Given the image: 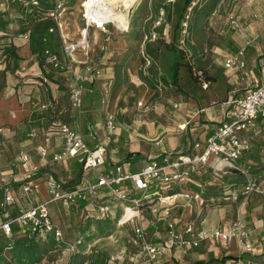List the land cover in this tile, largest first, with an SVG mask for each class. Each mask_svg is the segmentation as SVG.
Wrapping results in <instances>:
<instances>
[{"label":"crops","instance_id":"0c3cea01","mask_svg":"<svg viewBox=\"0 0 264 264\" xmlns=\"http://www.w3.org/2000/svg\"><path fill=\"white\" fill-rule=\"evenodd\" d=\"M32 1L34 0H31L30 2ZM5 2L8 3L7 9L10 10L11 13L14 11L18 13L14 15L12 14V18H0V60L4 61H0L3 62L0 65V71H2L0 81H2V85H4L1 86L0 83V126L5 125L3 127L8 130V133H4L3 139L8 141L6 143L9 146L17 144L14 136L19 134L20 137H22V141L25 140L26 142V140H28L31 142H39L37 148L42 146L47 147L50 155L60 153L63 151L64 144H62V141L58 137L59 128L57 127V122L64 121L70 124L74 130L82 134L85 143H87L90 148H105V158L110 160L112 165H117V163L120 162L122 163L131 155H136V158L140 160L134 162L133 164L122 163V168L125 172H138L143 167L148 165L151 160L164 163L166 161L172 162L179 160L182 156L195 157L199 154V152H201V149L204 148L208 138L212 136L221 125L231 121L233 115L238 109V107L234 104V101L245 96L246 93L251 88L256 87L263 78V74L260 72V65L264 55V29L262 28V25L264 24V0H238L234 3L235 12L230 14L236 16L243 26L245 25L244 32L238 33L230 26L228 30L224 28L219 33V30L223 27L218 26L217 23H215L216 25H213L214 27H212V32L209 36H207L206 40L208 42V46L210 45L211 47L210 52H213V54L210 56L202 55V57H205L202 58V61L206 66L205 71H208L211 75L209 88L206 90L202 89L201 83H198L199 87H197L193 84L195 82L193 81L192 84L195 86V89H192L191 94L181 93V96L177 98V103L172 104V106L167 104V108L170 111L173 110V108L178 109L174 112L177 113V116H175L174 119L169 117L171 114L170 112L167 113V118H165L166 122H168L173 129L164 128L163 130L159 128L158 131L155 130L154 124H156L157 121L152 122V120H149L150 113H148V111H151V108L147 107V104L142 106V101L139 102L140 108L136 107L134 111H131L134 99L137 98V100H144L148 98V96L151 98L153 93H157L155 91L157 88L156 84H153L152 86L150 85L152 89L149 91L148 80L143 82L138 75L137 71L141 68H139V61L135 58L133 60V64L128 68L129 72L126 73L124 71L121 73L118 69L119 67H115V60L114 62L111 60L112 62L109 63V58L105 57L108 63H104L105 68L100 65L99 68H101V75L99 78L94 80L93 83L86 84L87 89L85 90V98L88 97L90 99L88 101H85L84 99L83 112L80 114L76 110H73L71 105V93L77 82L74 75L72 73L70 74L68 71L65 73L56 71L55 67L51 64H49L51 69L48 71L46 68L48 67V64L45 62V59L42 61L41 59L42 56H46L48 51L58 55V52L55 51L57 47L54 43V36L57 34L62 40V52H64V54L66 44L81 43L83 40V30L85 29V25H83L78 32H74L73 30L75 28L67 22V20H69V18L66 17L67 14H63L58 19L48 18L47 21L38 23L36 29L28 33V39H25L24 35L26 34H24L22 30L23 28H21L20 20L24 19L23 16L26 15V13H30L37 9L35 7H31L32 3L29 7H26L24 4L18 3L17 0H5ZM88 15H90V13H88ZM254 16H256L257 19H255ZM203 20L204 18L198 19L199 24L202 27L204 22ZM128 21L131 25L130 19ZM47 22H50L51 25L53 23V26H47ZM42 25L45 29H47V33L42 31L43 33L40 34L36 43L45 47L38 51V53H35L31 46L33 33H37V31L40 30L39 27H42ZM97 30L98 28H91L89 31L91 34L92 31ZM215 32L217 33L215 34ZM90 39L91 37L89 38L88 35V46L85 49L74 52L69 56L70 63L76 62L79 64L80 67L77 72L83 71L85 64L92 62L93 59L91 58L90 53L96 50L95 48H98V50L100 48V46H97ZM245 48V59L247 61L246 69L243 71H240L237 68L227 69L225 63L229 57L236 54L240 49ZM206 50L209 51V47ZM211 59H213V63L215 64L213 66L209 65ZM175 63L176 59L171 65V74L172 67ZM92 66L98 69L97 66ZM39 69L43 77L38 74ZM116 69L119 71L118 80L120 79L122 81L123 78V82L128 84L126 89L125 86H123L124 92H126L127 89L129 92H137L135 93V97H132V99L128 102L129 105L125 104L123 106L121 104L122 96L121 99L118 97L115 98L113 103L107 100L108 93L106 89L110 83L115 82L117 79ZM180 72L181 68L179 71V81L181 78ZM101 76H104L105 78L100 80ZM43 80L46 83L49 82L48 90L46 91L40 90ZM67 80H70L71 100L69 97V104L67 103L65 106L63 104L65 96L64 93L69 91L65 89V83ZM179 81L177 86L174 85L173 80L172 83L174 86L178 87ZM49 85L53 86L49 87ZM16 88L19 91V95L17 92L13 94L14 90L16 91ZM29 89L35 91L33 96L30 95L28 97L29 100L32 97L33 99L30 100L28 104H24L23 106L18 105L21 95L27 96L26 93H28ZM37 94H39V96H37ZM94 99H100V104L96 105ZM166 99L167 98H165V100ZM62 104L63 106L61 107L60 105ZM33 105H36V107ZM99 109H102L105 112L104 122H97L93 118V114L99 112ZM74 111H76L79 116H77L76 119L74 118L73 120H70L72 119L71 117H73L71 112ZM139 111H143L145 115L138 113ZM108 114L116 115V126H118L116 133L113 135V140L110 142L107 139L108 132L105 126ZM143 116L145 118H143ZM151 117L154 119L153 116ZM23 120L28 123L25 127L26 129H22L20 127L19 123ZM127 120L131 121L129 130H132L134 126L139 128L141 127L142 134L138 135L137 133V136L144 139L147 144L149 142H153L152 144L149 143L150 146L152 145L151 147L144 143V146L141 145L137 149L132 148L133 144L131 137L133 134H130L126 126L121 124V121L127 122ZM32 122L38 123V127H34V129H32L30 127ZM258 122L259 125L255 129L250 130V133L247 132L245 135V138H249L251 142L254 140L252 134L253 132L256 133L255 130L258 128H261L258 134L261 135V138H264V121L259 120ZM72 124H74V126H72ZM145 125H153V127L149 130V134L145 131ZM86 126H88L89 129V134L87 135L84 131ZM46 130H50V136L48 135L49 137L42 134V132ZM2 131L3 128H0V133ZM34 131H37L38 133L40 132L43 136H39L37 139L32 140L30 135L34 133ZM145 134H147L148 137ZM112 144L114 145L113 147ZM160 144L163 151L155 149V147ZM198 144H200L201 147L199 150H195V145ZM253 146L254 145L251 143L250 151L253 150ZM17 147L18 146H16V148ZM25 151L30 153L28 150ZM250 151H248V153ZM248 153L244 154L241 162L250 171V168L255 166V164H259L255 163L253 159L250 158ZM69 160H71V174H74V166L78 162L75 159H68V161ZM68 161L65 163V166ZM14 162L12 161L11 164L13 166H11L15 168L7 169L5 173H3L4 175L10 176V178L14 175L13 178L16 179L15 181L10 180L11 187L13 188L12 193L17 197L16 205L9 208L10 216L16 215V211L13 210L15 207H18V209L27 208L48 200L49 194L47 193V187L44 182L45 179L48 178L47 176L61 180L60 177L57 176L56 167L54 168L51 166L50 168H42L38 174L33 175L30 171L31 165L22 166L19 158ZM261 162L264 164V160ZM33 163L37 162L33 161ZM108 169L109 168L105 169L104 166H102L98 172L104 173ZM217 169H225V165L220 159L215 160V162L207 169L200 170L199 175L190 180L188 186L185 188L190 192H201L202 200L195 202L193 200L179 197L175 203L176 207L172 211V219L179 223L178 227L180 230L185 226L194 225L199 229L202 228L210 231L217 228H228L234 219L240 215L246 222L248 230L251 232L254 252L251 254L244 253L236 242L228 245L206 242L198 249H193L185 254H182L179 249H175L171 255H167L164 259L159 261L158 264H236L237 261H243L244 264H264V201L258 194L245 196L243 192L245 190L247 179L235 172H228V174L221 179L229 182L233 181V185H228L226 188L223 187V191H221L223 196H220L218 193V191H220L219 188L222 189L220 186L215 191H213V189H208V182L210 181H207V178L209 177L206 174L214 176L213 170ZM91 172L92 174H90ZM97 174L98 173L93 170H86L83 174L84 184H92L95 182L98 177ZM251 178L255 180L253 176ZM239 179L245 180V184H239ZM35 180L40 183L38 190L33 194L35 198L30 201L28 206L22 207L18 200V198L20 199V197H22L19 186L21 184L34 182ZM258 183L264 185V180L261 183ZM123 186L125 188H129L130 183L126 182ZM101 192L106 198L109 197L106 196L109 195L107 189H102ZM167 196H173V192H163L162 197ZM4 197V191L0 188V202L3 201ZM107 201L108 202H104H111L110 204L113 210L110 213L105 214L106 217H103V214H101L97 208L88 206L86 203L83 210L78 208L79 205H76L75 207L78 210L75 211L77 213H83L84 225H86V222L89 221V219H95L102 222L104 219L106 220L114 217L115 215L117 216L119 209L123 211L119 201L114 199ZM171 201H173V199ZM51 208L52 207L50 206L49 210H51ZM161 209H163V206L160 210ZM147 216L149 219H152L153 217L150 216L149 212ZM2 221H4V214L0 211V223ZM150 222L151 220H146V225L153 230L155 236L151 243L153 242L155 244H159L163 242L167 235L166 225L162 222H157V224ZM15 226L18 227L17 225ZM18 229L20 230V227H18ZM89 234L90 233L86 232L85 235L88 236ZM86 236L79 233V236H76L75 239L79 237L84 239ZM91 244V248L95 252L92 251L85 254V252L81 253L78 250L73 254L71 253L73 256L70 257H73L76 261L74 264H79L77 263V259L85 260L86 257H90L92 260L89 262L87 261L84 264L96 263L94 260L101 254L98 251L100 246L97 245V241H94ZM98 247L99 249L96 251V248ZM55 252L56 251H54V254L50 253L45 255L43 258L44 261H47L48 264L50 262H58V264H62L61 261H57L55 259L57 257ZM62 255L64 254L62 253ZM61 258H59V260H61ZM66 263H68V261ZM136 264L145 263L139 260Z\"/></svg>","mask_w":264,"mask_h":264},{"label":"built area","instance_id":"2783aa9c","mask_svg":"<svg viewBox=\"0 0 264 264\" xmlns=\"http://www.w3.org/2000/svg\"><path fill=\"white\" fill-rule=\"evenodd\" d=\"M24 6L29 7L32 3L34 6L39 5L37 0L27 2L26 0H17ZM67 0H54L53 9L50 10V18L58 19L63 11V6ZM84 8L85 29L83 30V40L81 43H69L65 46V52L68 56L88 46V33L91 28H99L104 33H108V26L118 24L103 21L98 13L93 12L88 15ZM257 19L256 16H254ZM228 22L231 28L238 33L244 32V26L240 20L230 14ZM123 25L129 29V21L125 19ZM122 26V25H121ZM264 29V24L262 25ZM28 34L24 35L28 39ZM250 44V43H248ZM245 49H240L236 54L231 55L226 61L225 66L229 68H237L243 71L247 67L245 59ZM264 52V48H263ZM45 62L58 68L61 65L60 59L56 53L47 52ZM71 70V64L68 66ZM260 72L263 74L262 81L251 88L245 96L234 101L238 107L229 123L221 125L215 133L208 138L201 152L195 157L182 156L179 160L150 162L140 171L130 173L125 172L121 166L109 168L104 173H99L98 170L105 165L106 149L97 147L92 149L85 143L84 137L64 121H58L57 127L58 137L64 144L63 151L50 155L47 147H38L37 154L39 163H33L29 152L21 151L19 153V161L22 166L31 165V173L36 175L40 172L43 166L51 163L57 165L65 164L68 159H75L83 166V169L93 170L97 172L99 181L97 184H86L77 188H66L65 182L54 177L45 179L47 193L49 198L45 202L38 203L31 207L20 208L19 212L13 218L9 215V208H12L17 203V197L12 193L11 183H0L1 190L4 191L5 197L0 202V211H4V221L0 223V236L5 237L8 246L5 252H11L16 247L17 237L14 233L13 225L20 227L21 231L30 229L43 240H52L59 246H64L66 251L74 253L83 245L81 238L71 243L65 240L62 228L52 220L50 206L53 204H61L63 207H69L76 203H86L88 206L97 208L103 217L110 213L113 208L110 203L102 202L106 197L101 192L102 189H107L109 195L121 203L123 208V216L120 218V225L124 226L129 222L138 220V227L135 230L134 246L138 248V257L143 259L145 264H158L167 255H171L175 249H179L182 254L188 253L193 249H198L206 242L221 243L228 245L236 242L244 253L251 254L254 252L251 232L248 230L246 222L239 215L228 228H217L215 230L199 229L194 225H188L179 229L178 222L172 219V211L176 207L175 203L179 197L193 201H201L200 194L190 192L185 187L190 181L193 173L207 169L215 160L220 159L225 165V169L213 170L214 176L223 179L228 172H235L247 179L243 194L249 196L258 194L264 201V185L259 184L251 177L249 171L241 162L245 153L251 149V141L245 138L247 132L255 129L259 125V120L264 121V55L260 65ZM74 77L77 82L72 90V109L78 113L83 112V104L85 99L86 84L93 83L101 75V68H95L91 64L86 63L85 68L81 72L74 70ZM195 76L198 77L202 89L209 88L205 74L202 71H197ZM108 132L107 139L113 136L118 126H116V115L108 114L105 122ZM44 136H50V130L42 132ZM40 132L34 131L30 135L32 140L43 136ZM48 136V137H49ZM200 144L195 145V150H199ZM12 180H16L11 176ZM5 182L3 178L2 183ZM130 182V187L117 188L118 185ZM39 181L21 184V196H30L36 193L39 188ZM173 192V196L162 197L163 192ZM132 193L142 194V198H132ZM173 199V201H171ZM171 201V202H170ZM163 209L160 210V208ZM146 211L150 216H153L151 222L157 224L162 222L166 225V239L159 243H151L147 229L144 226L143 220L146 216ZM20 231V232H21ZM236 264H244L243 261H237Z\"/></svg>","mask_w":264,"mask_h":264},{"label":"rangeland","instance_id":"374dc122","mask_svg":"<svg viewBox=\"0 0 264 264\" xmlns=\"http://www.w3.org/2000/svg\"><path fill=\"white\" fill-rule=\"evenodd\" d=\"M26 1L30 2L31 0ZM237 1L238 0H194L191 7L188 8V12L185 15V19H182V21L180 17L183 11V0H101L100 4H97L96 6H94L96 0H67L63 6L64 10L60 11V14H67L66 17L69 18L67 22L75 28L73 30L74 32H78L79 29L82 28L83 25H85V12L84 8L82 7L83 2H85V8L87 13L97 12L103 21L118 23L113 24V26L110 24L108 26V33H104V31L99 28L97 30L98 32L92 31L90 34L89 31L88 35L89 38L91 37L90 40L94 42L97 46H100L99 50L98 48H95L97 51L94 50L90 53L91 58L93 60L92 62H89V64L95 65L97 67H100V65L104 66V63H108L105 58L107 57L110 60L109 63H111L112 61L114 62L115 60V67H119L118 69L119 71H121V73L124 71L128 73V68L133 64L134 58L137 59L140 63L139 68H141L137 71L138 75L140 76L143 82L148 80L149 91H151L152 89L151 86L153 84H156L157 88L155 89V91L157 93L152 92L153 94L151 98L148 96V98L144 100H137V98L134 99V104L131 111H134L136 107L140 108V101H142V106H145L147 104V107L151 108V111H148V113H150L149 120H152V122L157 121L154 125L155 130L158 131L159 128L163 130L164 128L173 129V127L170 126L168 122H166L165 118H167V113L170 112L171 114L169 117L174 119V117L177 116V113L174 112H176L178 109L173 108V110L170 111L167 108V104H170L172 106V104L177 103V98L181 96V93L191 94V91L193 88L195 89V86L199 87V79L195 76V73L197 71H202L205 74L207 81H210L211 75L208 71H205L206 66L202 61V58H205L202 57V55L210 56L213 54V52H210L211 47L210 45L208 46V42L206 41L207 36L211 34L212 27H214L213 25H216L215 23H217L218 26L223 27L221 30H219V33L224 28H226V30L229 29L231 25L228 22V16L230 15V13L235 12L234 3ZM114 4L116 5L113 6ZM53 5L54 0H39V5H37L36 7L40 6L41 9H47V7H53ZM7 6L8 3L5 2V0H0V18H12V14H18L16 11L11 13V11L7 9ZM211 7L213 8V11L211 12V14L208 15L207 13L209 12V10H211ZM113 10L116 12L115 14L113 13ZM199 18H204L203 27L199 24ZM125 19H130L131 21V25L129 24V29L125 27L126 25H123ZM179 23L180 27L182 26V31L179 35L180 38L175 41V49L177 52H181L179 58H181L182 66L180 72L181 78L179 81V86L176 87L172 83L170 69L173 62H175L176 58H174V53L167 49L166 45L173 44L172 39L174 28ZM37 26L38 25H36L33 29L35 30ZM47 26H53V23L51 25L50 22H47ZM39 29L40 32H42V30H47L43 27V25L42 27H39ZM216 33L217 32H215V34ZM58 36V34L54 36V43L57 47L56 50H54L58 52V57H60L61 65L58 68L55 67V69L56 71H60L62 73L68 71L70 74H74V70L77 72L80 66L76 62L70 63L69 56L67 55V53L65 52L64 54V52H62V40ZM208 47L209 51L206 50L208 49ZM102 48L105 49L103 50ZM3 62H0V65ZM70 64L72 66L71 70L68 68ZM209 65H215L213 63V59H211ZM46 68L48 71L49 69H51L49 64ZM118 69H116L117 79L115 80V82L110 83L106 89L108 93L107 100L113 103V100L115 98L118 97L119 99H121L122 96L121 104L123 106L125 104L129 105L128 102L132 99V97H135V93L137 92H129L128 89V92H124L123 86H125L126 89L128 84L126 82H123V78L122 81L120 79L118 80ZM1 73L2 71H0V75ZM38 74L43 77L40 72V69L38 70ZM103 78L105 77L101 76L100 80ZM193 81L195 82L193 83ZM42 82L43 83L40 87V90H48V83L50 82V79L48 83H46L44 80ZM0 83L1 86H4L2 85V81H0ZM192 83L195 86H193ZM50 86L52 87L53 85H49V87ZM65 89L69 90L64 93L65 96L63 104L66 106L67 103L69 104V97L71 100L70 80L66 81ZM16 92L19 95V91L17 88L16 91L14 90L13 94ZM33 94H35V91L29 89L28 93H26L27 96L21 95L18 101V105L23 106L24 104H28L30 100L33 99L32 97L29 100L28 97L30 95L33 96ZM37 96H39V94H37ZM165 98L167 99L165 100ZM89 99L90 98L86 97L85 101H88ZM94 102L96 103V105H99L100 99H94ZM63 104L60 106L62 107ZM33 106L36 107V105ZM138 113L145 115L143 111H139ZM71 115L73 117H71L72 119L70 120H73L74 118L76 119V117L79 116L76 111L71 112ZM151 116H153L154 119H152ZM93 118L97 122H104V110L99 109V112L93 114ZM143 118L145 117L143 116ZM130 123V120H127V122L121 121V124L126 126L129 133L133 134V136L131 137L133 144L132 148L137 149L139 148V146H144L145 144H147L145 143L144 139L137 136V133L138 135L142 134L141 127L139 128L134 126L132 130H129V126H131ZM19 124L22 129H26L25 127L28 125L27 121L25 120L21 121ZM3 126H0V128H3V131L0 133L1 185L11 183L10 180L12 179L10 178V176L4 175L3 173H5L7 169L15 168L12 167L13 165L11 163L12 161L14 162L18 159L20 151H30L33 161H36L37 163L40 162L39 156L37 154V146L39 142H31L28 140H26V142L25 140L22 141V137H20V135L18 134L17 136H14V139L17 141V144L9 146L6 143L8 141L3 139L4 133L8 131ZM72 126H74V124H72ZM145 127V131L149 134V130L151 129V127H153V125H145ZM260 130L261 128H258L255 130L257 134L254 132L252 134L254 140L251 143L254 146L253 150H251L248 155H250V158H252L255 163L259 164H255V166L250 168V171L251 175L255 178V180L261 183L264 180V164L261 162L262 160H264V138H261V135L258 134ZM145 135L147 136V134ZM112 140L113 136L110 137V141ZM149 143L152 144L153 142ZM149 143L147 145H149ZM16 146L18 147L16 148ZM155 149H160L163 151L161 144L155 147ZM52 164L53 163H51L50 165H46L45 167L43 166L42 168H50L51 166L54 168L56 167L57 176L60 177V179L65 183H68L69 181H72L77 178L76 172H74V174H71V160L68 161L66 166L65 164L58 166L57 164ZM90 174H92V172ZM206 175L209 177L207 178V181L211 182H208V189H213V191H215L217 188H219V186L222 187V189L219 188L220 191H218L220 196H223V193H221V191H223V187L226 188L228 185H233V181L229 182L218 179L217 177L213 175L211 176L210 174ZM3 178L5 179V182L2 183ZM238 182L239 184H245V180L242 179H239ZM197 194H200L202 196L201 192ZM134 197L142 198L143 196L142 194H134L132 198ZM33 198H35L34 195L20 197V199L18 198L19 204L22 207L28 206ZM51 207L52 218L54 222L62 228L66 241L75 243L74 241L81 238L79 237L75 239L76 236H79V233H82V235L84 236H86V232L90 233L84 239L81 238L83 245L78 249L81 253L85 252V254H87V252H95L91 248V243L97 241V245L100 246V249L98 247L96 248V251L99 249L98 251L101 254L96 257L97 259H93L94 262H96L95 264H136V262H138L139 260L143 262V259L137 256L138 248H135L134 246L135 230L138 227L137 223L139 222L138 220H135L133 222H129L124 226L118 224L120 218L123 216L122 210L119 209V211L117 212V216L115 215L114 217L108 218L106 220L104 219L102 220V222L97 221L95 219H89V221H87L88 223L86 222V225H84L83 213H77L75 210L78 209L75 206L63 207L59 203L53 204ZM13 210L16 211V214L19 212L18 207H15ZM147 215L148 211H146V216L144 217L143 223L147 229L149 238L152 241L155 236L153 230H151L148 225H146V220H151L147 218ZM38 242L43 245L45 249L44 251H42V254L40 253V255H38V260H36V258L34 259L33 256L30 255L32 257L30 258L35 264H48V262L44 261L43 258L45 257V255H48L50 253L54 254V251H56L55 254H57V257L55 259L57 261H61L62 264H65L67 261L68 263L66 264H74L76 262L73 257H70L73 256L71 255V252L66 251L64 246H59L56 242H53L52 240H43L40 237ZM30 245L31 243L28 246ZM21 246L25 245L23 244ZM47 248L49 249L47 250ZM22 253L24 255H22L21 257L23 260L22 264H28L30 258H24L27 257L25 251L22 250ZM62 253L64 255H62ZM13 257L14 259L16 258L14 255ZM9 258L11 259L10 255H8L7 261H5L6 258L4 260L2 257H0V264H17L16 261L10 262ZM59 258H61V260H59ZM91 260L92 258L86 257L85 260L77 259V263L84 264L87 261L89 262ZM54 263L58 264V262ZM54 263L50 262L49 264Z\"/></svg>","mask_w":264,"mask_h":264},{"label":"trees","instance_id":"16d2710c","mask_svg":"<svg viewBox=\"0 0 264 264\" xmlns=\"http://www.w3.org/2000/svg\"><path fill=\"white\" fill-rule=\"evenodd\" d=\"M18 2V1H17ZM37 2L39 3V0H37ZM194 2V0H183V3H182V15H181V21L182 19L184 20L185 19V15L186 13L188 12V8L191 7L192 3ZM19 3V2H18ZM11 4V2H10ZM33 7H35L37 10H33L32 12L30 13H26V15H24V19H21L20 20V25H21V28H23V32L24 34H28L30 33L32 30H34L33 28L39 23V22H43V21H47L48 18H50V10L53 9V7H47V9H41L40 6L36 7L34 6L33 4H31ZM213 11V8L211 7V10H209V12L207 13L208 15L211 14V12ZM25 30V31H24ZM44 32V30H42ZM47 30H45L46 32ZM182 31V26L180 27V23L177 24V26L174 28V32H173V39H172V42L173 44L171 45H166L167 49L169 51H171L172 53H174V57L176 58V63L175 65L172 67V80H173V83L174 85L177 86L178 84V81H179V71H180V68L182 66L181 64V58H179V55L181 54V52H177L176 49H175V41H177L180 37V33ZM43 32H40V31H37V33H33V39H32V43H31V46L33 48V51L35 53H38V51L42 50L45 46L43 45H39L38 43H36V41L38 40V38L40 37V34H42ZM47 33V32H46ZM45 35V34H44ZM40 53V52H39ZM45 57L42 56V60H44ZM55 121V120H54ZM32 122L30 124V127L32 129H34V127H38V123H34ZM85 134H89V129H88V126L85 127ZM114 145L112 144V147ZM137 156H130L128 159L124 160V162H122L123 164H133L134 162L140 160V159H137L136 158ZM153 161H156V160H151L150 162H153ZM149 162V164H150ZM121 162L120 163H117V165H112V163H110V160L106 159V162H105V169L107 168H112L114 166H121L123 167V164ZM74 171L76 172V176L77 178L72 180V181H69L68 183L65 184L66 188H77V187H81V186H85L84 182H83V174L85 172V170L83 169V166L79 163H76V165L74 166ZM199 175V172H195L192 174L190 180L192 178H196V176ZM99 177V176H98ZM97 177V180H95V182H93L92 184H97L98 181H99V178ZM190 182V181H189ZM130 183V182H129ZM122 188L123 185H118L117 188ZM108 192V190H107ZM132 196L133 193H132ZM116 200L114 197L112 196H109L108 198H105L102 200L103 201H106L108 202L107 200ZM111 203V202H110ZM76 205H79L78 208L83 210V208L85 207V203H76V204H73L71 206H76ZM2 214H4V211H1ZM13 218L15 217V215H11ZM13 229H14V233L17 237V240H16V247L15 249L12 251V252H5V249L6 247L8 246L7 242L8 240L5 238V237H1L0 236V257H2L4 260L6 258L5 261H7L8 259V255L11 256V259L9 258L10 262L11 261H16L17 264H22V250L25 251V254H27V257H24V258H30L31 256H33V258L36 260L38 255H40V253L42 254V251H44L45 247H43V245H41L38 240H39V236H38V233H35L33 230H30V229H26V230H23L21 231V229L19 230L18 227H16L15 225L12 226ZM21 231V232H20ZM86 231V230H85ZM22 235V236H21ZM21 236V237H19ZM38 239V240H37ZM31 243L30 246H28L29 244ZM25 245V246H21V245ZM22 247V248H21ZM34 248V249H33ZM49 248H47L48 250ZM21 252V253H20ZM13 255L16 257L14 259ZM31 255V256H30ZM24 256V255H23ZM32 258V257H31ZM30 258V261H28V264H35L32 259ZM30 262V263H29Z\"/></svg>","mask_w":264,"mask_h":264},{"label":"bare ground","instance_id":"6f19581e","mask_svg":"<svg viewBox=\"0 0 264 264\" xmlns=\"http://www.w3.org/2000/svg\"><path fill=\"white\" fill-rule=\"evenodd\" d=\"M100 2H101V0H96V3H95L94 6H96L97 4H100ZM113 6H115V4H114ZM110 9H111V8H110ZM112 9H113V8H112ZM113 12L116 13L114 10H113Z\"/></svg>","mask_w":264,"mask_h":264}]
</instances>
